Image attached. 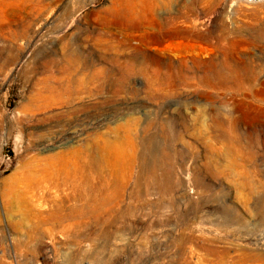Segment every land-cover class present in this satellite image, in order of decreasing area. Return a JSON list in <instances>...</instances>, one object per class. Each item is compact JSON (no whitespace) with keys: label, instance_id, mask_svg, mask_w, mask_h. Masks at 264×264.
<instances>
[{"label":"rangeland","instance_id":"obj_1","mask_svg":"<svg viewBox=\"0 0 264 264\" xmlns=\"http://www.w3.org/2000/svg\"><path fill=\"white\" fill-rule=\"evenodd\" d=\"M112 2L0 0V264H264V2Z\"/></svg>","mask_w":264,"mask_h":264},{"label":"bare ground","instance_id":"obj_2","mask_svg":"<svg viewBox=\"0 0 264 264\" xmlns=\"http://www.w3.org/2000/svg\"><path fill=\"white\" fill-rule=\"evenodd\" d=\"M123 1L124 0H114V2H112V3H114L115 5H121L122 3H123ZM127 2V1H126ZM130 2V1H129ZM124 6V5H123ZM127 6V5H126ZM133 10V9H132ZM77 84H78V86H77V88H83L84 87V82L82 81V80H79L78 82H77ZM63 87V86H62ZM73 89V88H72ZM66 90H67V88H66ZM76 97V96H75ZM37 98H42V95L41 94H38V97ZM51 98V97H50ZM49 99V98H48ZM48 99L47 98H43V100H45L46 102H48ZM56 99V98H55ZM69 102V101H68ZM75 102V101H74ZM49 103V102H48ZM55 103V102H54ZM88 167V166H87ZM80 168V167H79ZM59 170V169H58ZM58 170H57V172H58ZM71 170V169H70ZM74 171H75V169L73 170V172H69V170L67 169H65V170H61L60 171V173H54L53 174V172H52V174H47L46 176H44V177H42L41 178V183H43V184H47V185H45V189L47 190V188L49 189L48 191H51V189H52V187H49V184H51V183H53V184H55V185H53V188H54V186H55V188L57 189V186L58 187H62V186H60V185H67L68 183H65V182H70L71 180H73V178H72V173H73V175H74ZM96 171V170H95ZM92 172V171H91ZM78 174V173H77ZM81 174V173H80ZM92 174V173H91ZM81 176V175H80ZM75 177V176H74ZM88 178V177H87ZM118 178V177H117ZM62 180L61 182H62V184L61 183H59V180ZM121 180V179H120ZM125 180V179H124ZM79 181H80V179H79ZM82 181V180H81ZM81 181L80 182H76V183H81ZM88 181V180H87ZM50 182V183H49ZM12 183V182H11ZM40 183V184H41ZM83 183V182H82ZM114 183V182H113ZM117 183V182H116ZM36 184V183H35ZM43 184H41V187H40V185H39V187L40 188H38V190H39V192L38 193H34V194H32L34 197H37V199L39 200V199H41V197H42V192L40 193V190H41V188H42V185ZM72 184V183H71ZM119 185H120V189L122 188H124V185H125V183H123V181H119V183H118ZM21 185V184H20ZM23 185V184H22ZM27 185V184H26ZM75 185V184H74ZM73 185V186H74ZM78 185V184H77ZM18 186V185H17ZM83 186V185H82ZM87 186V185H86ZM35 187V186H34ZM44 187V186H43ZM36 188H37V186H36ZM35 188V190H37ZM54 188V189H55ZM65 188V187H64ZM67 188V187H66ZM77 188V187H76ZM69 189V188H68ZM121 189V190H122ZM43 190H44V188H43ZM42 190V191H43ZM93 190V189H92ZM10 191V190H9ZM15 191V190H14ZM27 191V190H26ZM48 191H46V192H48ZM57 191V190H56ZM55 191V192H56ZM11 192V191H10ZM16 192V191H15ZM45 192V191H44ZM53 192V191H52ZM66 192V191H65ZM70 192V191H69ZM75 192V191H74ZM64 193V192H63ZM45 194V193H44ZM46 194H48V193H46ZM50 194V193H49ZM83 194V193H82ZM12 195H13V192H12ZM17 195V194H16ZM24 195V194H23ZM7 196V195H6ZM15 196V195H14ZM27 196V195H26ZM45 196V195H44ZM76 196V195H75ZM80 196V195H79ZM3 197V196H2ZM8 197H10V196H8ZM51 197V196H50ZM12 199V198H11ZM61 199V198H60ZM79 199V198H78ZM8 200H9V198H8ZM7 200V201H8ZM49 200V199H48ZM76 200V199H75ZM5 201V200H4ZM32 201V200H31ZM55 201V200H54ZM78 201V200H77ZM87 201V200H86ZM65 202V201H64ZM82 202V201H81ZM26 203V202H25ZM54 203V202H53ZM12 204V201L11 200H9L8 201V205H11ZM34 204V203H33ZM55 204H56V202H55ZM7 205V204H6ZM16 205V204H15ZM19 206V205H18ZM33 206V205H32ZM17 208V207H16ZM17 211V210H16ZM22 213V212H21ZM12 214V213H11ZM25 214V213H24ZM23 216V215H22ZM12 220V219H11ZM43 260H44V263L43 264H50V263H48V261L46 260V258H45V256H44V258H43Z\"/></svg>","mask_w":264,"mask_h":264},{"label":"built area","instance_id":"obj_3","mask_svg":"<svg viewBox=\"0 0 264 264\" xmlns=\"http://www.w3.org/2000/svg\"><path fill=\"white\" fill-rule=\"evenodd\" d=\"M232 1L242 3V4L246 5V6H250V5H254V4H257V3L264 2V0H232Z\"/></svg>","mask_w":264,"mask_h":264}]
</instances>
